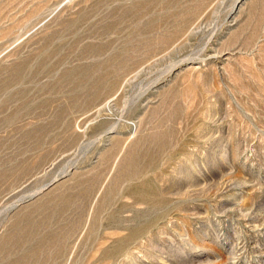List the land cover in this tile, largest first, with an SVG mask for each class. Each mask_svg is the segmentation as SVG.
I'll return each mask as SVG.
<instances>
[{"label": "rangeland", "instance_id": "obj_1", "mask_svg": "<svg viewBox=\"0 0 264 264\" xmlns=\"http://www.w3.org/2000/svg\"><path fill=\"white\" fill-rule=\"evenodd\" d=\"M0 264H264V0H0Z\"/></svg>", "mask_w": 264, "mask_h": 264}]
</instances>
